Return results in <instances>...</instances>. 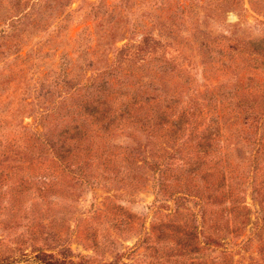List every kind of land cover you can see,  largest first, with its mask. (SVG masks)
<instances>
[{
	"label": "rangeland",
	"instance_id": "obj_1",
	"mask_svg": "<svg viewBox=\"0 0 264 264\" xmlns=\"http://www.w3.org/2000/svg\"><path fill=\"white\" fill-rule=\"evenodd\" d=\"M99 1L0 0V264H264V154L236 118L244 98L264 104V0ZM128 41L115 73L191 114L177 139L130 121L68 128L70 71L84 82ZM197 161L207 175L188 172Z\"/></svg>",
	"mask_w": 264,
	"mask_h": 264
},
{
	"label": "trees",
	"instance_id": "obj_2",
	"mask_svg": "<svg viewBox=\"0 0 264 264\" xmlns=\"http://www.w3.org/2000/svg\"><path fill=\"white\" fill-rule=\"evenodd\" d=\"M71 1L72 0H57V5L60 9H68L70 8ZM121 1L126 2L127 9L131 8L129 5L130 0ZM103 2V0H100L97 6H102ZM102 8L103 7H101V9ZM101 9L95 12L94 21L96 22L97 19L102 18V20H100L101 22L99 23V26L102 27L101 31L106 30V32H109L107 27L116 21L113 19L114 10L110 11L109 20H103L105 14L101 13ZM171 18L172 20H176V18H178V13L174 12ZM116 23L118 24V22ZM96 41L97 40H95V42ZM99 46H103V43H100ZM133 46L134 44L128 41L122 47L115 48L114 60H112L108 66H105V69L102 71H99L100 69H94L95 73L90 77L86 76L85 74L84 82H80V79L77 78L78 76L73 77L71 71L70 74H68L69 79L66 82L68 96L71 99L74 98L73 96L75 94H78V100L75 101V103H70L67 111V116L71 118L68 128H71V130L76 133L75 135L82 133L80 128H112L118 123V125H123L125 121H130L131 123H142V125L146 128H166V130H168V137L170 138L174 136V138L177 139V133H179L184 125L189 124L190 119H188V116L191 118L192 116L186 109L178 111V115L177 111H175L177 116L174 117L172 116L174 111L166 112L165 110H161L162 103L166 101L160 102L162 94L158 86L155 85L157 87L155 90L146 89L148 87L145 85H142L141 88L137 89L135 80H129V78L134 76L133 73H131L130 76L124 77L123 79L118 78V74L115 73V71L119 67H115V64L121 54H123L124 51L131 50ZM96 53H99V51H96ZM91 67H93V64L87 66V68ZM147 68L149 69L148 66L143 67L142 72L140 73L146 74L147 72L144 70ZM168 68V64H166V66H154L152 69H156V71L151 70V72L167 73L172 71V69L170 70ZM217 89L221 92L224 91L222 86L217 87ZM244 90L250 94H256L260 89L255 86H245ZM80 92L83 93L80 94ZM228 95H230V92L220 93L214 90L211 93V99L217 101L220 99V97L227 98ZM117 99L120 101H126L121 103V108L118 109L119 113L114 108V104ZM140 101H144L146 103L150 101H159L160 107L156 109L154 108V114L152 115H140L139 117H133L132 110H134V105ZM221 101H223V99ZM255 102L256 101L251 102L250 99L244 98L243 104L245 105V110L236 116L243 128L249 129L255 127L257 130L264 128V104L260 107L257 106ZM166 108L172 109L174 106H172V103L167 102ZM200 116L203 117V112H200ZM193 117L195 118V113H193ZM82 118L88 121L89 124L87 126L86 122L82 120ZM212 121H214V119H212ZM213 128L214 126L212 124L209 125L207 131L202 136L203 141L201 140L199 144L200 148L205 153L211 150L214 140ZM257 130H255L253 141L255 144L253 157H255V159H257V155L264 154V131L261 133V135H259ZM84 136L85 135H82L79 138L74 136V138L81 141ZM246 139L250 144V137L248 135H246ZM70 140L72 141L73 138H70ZM203 164L205 163L197 161L195 164L191 165L193 169H188V172H204L206 174L207 170L201 166ZM216 165L217 163L209 167L210 170L216 169ZM243 171L245 172V170Z\"/></svg>",
	"mask_w": 264,
	"mask_h": 264
}]
</instances>
